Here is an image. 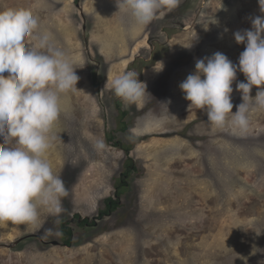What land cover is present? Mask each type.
<instances>
[{"label": "rangeland", "instance_id": "rangeland-1", "mask_svg": "<svg viewBox=\"0 0 264 264\" xmlns=\"http://www.w3.org/2000/svg\"><path fill=\"white\" fill-rule=\"evenodd\" d=\"M21 7L80 79L62 100L48 152L68 191L63 211L41 210L37 226L0 223V264H264V111L234 135L212 127L206 110L189 109L179 88L198 59L221 52L238 65L245 45L233 34L251 29L258 0H180L142 29L115 0H0V10ZM128 71L150 95L125 107L106 83ZM238 82H246L239 71L233 112ZM169 101L168 113L161 103ZM136 127L144 131L133 136ZM121 182L119 207L99 217ZM76 214L99 218L80 225ZM64 217L71 243L60 233Z\"/></svg>", "mask_w": 264, "mask_h": 264}, {"label": "clouds", "instance_id": "clouds-1", "mask_svg": "<svg viewBox=\"0 0 264 264\" xmlns=\"http://www.w3.org/2000/svg\"><path fill=\"white\" fill-rule=\"evenodd\" d=\"M180 0H115L117 12L131 18L136 28H144ZM260 15L251 18V29L236 31L237 44H244L238 65L216 52L196 60L195 71L180 83L188 108L206 110L207 122L214 128H229L243 136L253 111H264V0H258ZM227 31V29H225ZM159 69L163 70V63ZM68 54L58 47L50 32L29 8L0 10V223L37 226L41 210L59 217L62 198L68 194L65 183L48 160L53 132L63 111L62 100L76 90L80 79ZM246 82L236 90L242 103L233 112L232 84L237 72ZM8 73L7 76L4 73ZM203 77V78H202ZM107 87L125 107L143 103L147 84L138 73L128 71L107 80ZM253 87L258 91L250 95ZM167 103H161L167 109ZM169 113V112H168ZM142 127L130 129L140 135ZM94 148L105 150L103 139ZM259 234V233H257ZM259 249L253 250V254ZM241 259L246 258L241 257Z\"/></svg>", "mask_w": 264, "mask_h": 264}, {"label": "trees", "instance_id": "trees-1", "mask_svg": "<svg viewBox=\"0 0 264 264\" xmlns=\"http://www.w3.org/2000/svg\"><path fill=\"white\" fill-rule=\"evenodd\" d=\"M126 127L127 126L125 125L123 127V129H126ZM112 138H113V136H110V139H112ZM131 162H132V159H131ZM129 169H131L133 171V170H135V166L132 167L129 165ZM129 169L127 170V172H124V174H127L129 172ZM123 179H124V177H123ZM123 181H125V180H123ZM120 186H123L122 182L119 184L118 189L116 191L117 195H115L113 197H109L106 199V208L104 210L100 211L99 217H104V216L110 215L112 212H114L119 207V204H120L119 187ZM99 217H97V218H99ZM96 219H90L89 217L82 218L81 215H79V214H76L74 217V220L77 221V224H80V225H94L96 222ZM70 222H71V220L68 217H64L61 221V224H60L61 236L63 238H66L67 242H69V243H71L72 238H73V234H74Z\"/></svg>", "mask_w": 264, "mask_h": 264}]
</instances>
